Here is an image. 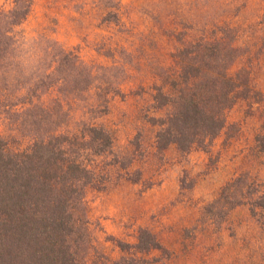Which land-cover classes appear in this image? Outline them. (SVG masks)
<instances>
[{"label": "trees", "instance_id": "obj_1", "mask_svg": "<svg viewBox=\"0 0 264 264\" xmlns=\"http://www.w3.org/2000/svg\"><path fill=\"white\" fill-rule=\"evenodd\" d=\"M33 3L12 0L0 11V264H153L162 260L146 256L155 251L173 259L192 252L198 224L184 229L177 250L140 227L135 243L116 240L123 255L110 259L92 242L87 191L149 156L148 142L161 159L171 146L188 153L222 133L225 141L238 136L229 111L242 100L255 113L264 100L242 60L238 28L226 20L167 30L175 48L127 93L130 69L119 60L89 63L46 33L28 35L22 25ZM117 98L136 103L126 117L134 134L119 148L115 129L94 121ZM255 141L251 155L262 158L264 133ZM133 172L138 182L143 171ZM245 203L253 213L264 209V179L243 173L227 182L205 207L202 228ZM255 249L247 248L249 261L264 258Z\"/></svg>", "mask_w": 264, "mask_h": 264}, {"label": "rangeland", "instance_id": "obj_2", "mask_svg": "<svg viewBox=\"0 0 264 264\" xmlns=\"http://www.w3.org/2000/svg\"><path fill=\"white\" fill-rule=\"evenodd\" d=\"M11 5L12 0H0V11ZM226 20L238 28L242 60L264 95V0H34L22 29L28 35L46 33L89 63L119 60L130 69L122 83L129 93L140 81H148L175 48L167 30L211 27ZM135 105L134 100L117 98L110 113L94 120L115 129L118 148L134 134L126 117ZM256 108L251 112L240 100L229 111V122H239L241 130L228 141L222 133L207 150L194 147L180 153L171 146L161 159L152 155L148 142L150 155L136 161L128 174L115 168L104 189L89 188L93 244L116 259L123 255L116 240L135 243L139 228L147 227L170 250H177L184 229L198 224L192 252L177 259L158 251L146 256L162 259L153 264H262L264 258L247 259V248H256L264 257V209L253 213L249 204H241L202 228L205 207L227 182L243 173L250 182L264 179V155H251L256 135L264 133V100ZM136 168L143 171L138 182L130 179Z\"/></svg>", "mask_w": 264, "mask_h": 264}]
</instances>
